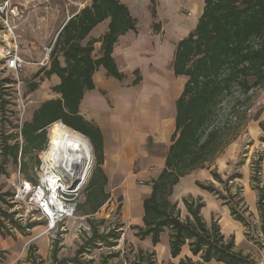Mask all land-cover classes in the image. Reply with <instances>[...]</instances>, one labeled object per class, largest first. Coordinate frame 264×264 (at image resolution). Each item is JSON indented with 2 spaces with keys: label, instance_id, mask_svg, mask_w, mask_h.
I'll list each match as a JSON object with an SVG mask.
<instances>
[{
  "label": "trees",
  "instance_id": "trees-1",
  "mask_svg": "<svg viewBox=\"0 0 264 264\" xmlns=\"http://www.w3.org/2000/svg\"><path fill=\"white\" fill-rule=\"evenodd\" d=\"M151 10L156 16V8L151 6ZM104 22H107L104 33L98 38L90 37L94 28ZM137 24V18L122 0H91L90 4L70 17L56 37L49 65L42 68L46 77L57 75L60 78V82L53 86L58 96L44 100L31 118L24 121L20 132L22 143L17 135H4L1 139L3 163L15 165L19 163V155L26 158L35 151L44 150L58 122L88 137L93 144L96 168L86 187L85 201L77 205L88 215L90 231L81 234V242L71 256L59 255L61 239H55L50 264H123L111 263L113 258L121 254V250L115 247L121 239L123 223L106 224L105 218L95 217L109 197L105 191L108 177L102 166L103 135L95 123L81 114L80 106L85 93L96 87L94 74L101 67L109 76L119 80L125 78V73L120 71L113 56V49L122 35L137 30ZM159 26L156 22L153 25L157 31ZM97 42H101L99 54L95 53ZM172 66L176 76L187 78L182 94L176 101L172 144L163 168L150 181V194L143 200V225L136 224L132 228L139 239L150 238L153 246L160 243L163 232L169 229V249L173 258L181 254L185 244L189 245L194 256L199 257L194 261L187 256L180 259L179 264H204L211 261L255 264L249 254L237 250L234 236L227 238L216 219H212L211 223L206 221L202 214L205 206L203 198L185 197L183 201L187 215L182 218L173 194L183 177L210 169L213 179L224 184L225 190L214 182L197 181L196 184L228 205L234 219L244 225L249 223L244 213L237 208L238 203L232 199L238 192L232 193L229 185L241 175L234 174L224 179L212 166L238 136V128L252 107L243 108L241 112L245 101L240 100V95L247 96L253 89L264 87V0H204L203 12L195 28L176 45ZM139 79L134 82L137 83ZM10 83L12 81L9 78H0L2 108L7 102L5 89L10 87ZM38 84H32V89H36ZM229 96H233L237 102L230 107L232 113L223 120V102ZM261 127L264 128L262 122ZM259 160L255 162L252 181L256 183H253V189L258 195L261 231L264 235V184H260L257 175L261 171ZM7 195L13 196V192ZM0 201V232L8 226V222L17 229H23L14 218V212L9 211L13 203H9L8 208L4 207L2 204L7 203V200L1 194ZM103 248L108 252L101 251L96 261L94 251ZM155 253V250L139 248L135 258L127 259V262L156 264ZM27 261L31 264H46V260L36 253L35 246L30 247Z\"/></svg>",
  "mask_w": 264,
  "mask_h": 264
},
{
  "label": "rangeland",
  "instance_id": "rangeland-1",
  "mask_svg": "<svg viewBox=\"0 0 264 264\" xmlns=\"http://www.w3.org/2000/svg\"><path fill=\"white\" fill-rule=\"evenodd\" d=\"M90 3L91 0H0V39L9 32L8 25H10L15 31L20 53L26 61L23 68L19 71H10L4 67L3 60L0 58V78H9L12 81L9 84L10 87L5 89L7 102L3 108L0 106V143L4 135H12V137L17 135V138L22 143L23 139L20 132L24 121L31 118L34 110L44 100L58 96L53 91V86L56 85L53 80V75L46 77L42 68L49 65L50 55L56 37L64 24L70 17ZM158 5V0L154 2L149 1L150 7L154 6L157 9ZM181 9L186 15L189 16L191 14L190 10L185 6ZM141 18V25L144 27L146 20L143 16ZM102 30V27L96 28L90 37H99ZM137 75V73H133L131 76L126 75L123 81L130 86L133 84L131 81ZM36 82H39V84L33 90L32 84ZM240 97L241 101H245L240 111L242 112L243 108L249 106H252L253 110L246 113L244 122L238 128V136L216 159L212 168L217 169L219 172L216 164L217 160L226 151H237L236 156L232 158L235 161L234 163L237 164L235 169L230 171L231 173L228 175L227 173L226 175H223L222 172L219 173L224 179L234 174L241 175V177H237L238 179H233L229 185L231 186L232 193L238 192L232 199L238 203L237 208L244 213L249 223L248 225H244L239 221L238 226H229L223 221L220 211L212 213L206 221L211 223L212 219H216L221 227V231L227 238L234 236L237 250L249 254L255 260V264H262L264 261V235L261 231L258 202L257 208L255 207L254 211H251L247 203H250L252 206H255V203L252 202L251 196H244V187L242 185L243 181L247 183L249 175L250 181L248 184L250 183L252 188L253 183L256 184L252 181V176L254 175L253 168L255 162L259 158H261L259 160L261 171L257 175L261 180L260 184H264V152L262 150L264 128L261 127V122L264 123V87L255 88L249 95H240ZM235 102L237 101L233 96L225 99L223 102L224 109L222 110V113H225L223 120H226L227 116L232 113L230 107ZM50 138L51 136L45 149L49 146ZM89 141L92 147L93 161L85 183L79 188L77 203H83L85 201L86 187L96 168L94 147L90 139ZM44 150L35 151L31 154L32 156L26 158H21V155H19V163L15 165L11 162L3 163L0 144V194L7 200V203L2 205L8 208L9 203H13V206L9 207V211L14 212V218L23 227V229H17L8 222V226L3 227L2 232H0L1 264H31V262L27 261L31 246H35L36 253L40 254L46 260V264H50V255L55 239H61L59 245L62 248L59 255L61 257L71 256L74 254L78 243L81 242V234L84 231H90L87 220L88 215L84 214L78 207L75 210L74 216L63 220L56 230H48L45 219L41 217L40 212L32 205L25 202H14L12 196L7 195L8 192L12 193V181L19 169L22 168L21 173L26 179L37 180L40 178L39 175L42 173L44 162L47 158ZM154 153L158 159L159 154L162 152L157 150ZM25 162L26 164H24ZM157 165L159 164L157 163ZM240 169L246 172L245 176L239 171ZM137 184H141L139 180ZM120 185L121 180H110L108 178L105 191L109 197L99 211L95 213V217L99 219L105 218L107 220L106 224L123 223L121 239L115 247L116 250H121V254L119 257L113 258L111 263L122 262L123 264H129L127 259L133 260L138 249L143 248L148 251L155 250L154 258L156 264H179L180 259L185 257H178L173 261L171 257H168L165 250V245L169 244V229L163 232L160 243L155 245L157 250L152 245L150 238L141 240L135 235L136 230L132 226L136 224H129L125 218L128 216L129 206L127 204L125 190ZM216 185L220 189L225 190L224 184L216 181ZM218 200L222 203L221 199ZM132 210L134 211L135 209L132 208ZM181 217L185 218V214L182 212ZM101 251L104 253L108 252L106 248L96 249L93 253L96 261H98ZM86 257L90 258L89 255H86ZM198 259L199 257L196 256L194 261ZM204 264L225 263L211 261Z\"/></svg>",
  "mask_w": 264,
  "mask_h": 264
},
{
  "label": "crops",
  "instance_id": "crops-1",
  "mask_svg": "<svg viewBox=\"0 0 264 264\" xmlns=\"http://www.w3.org/2000/svg\"><path fill=\"white\" fill-rule=\"evenodd\" d=\"M149 1L123 0L138 20L137 30L122 35L113 49L120 71L129 76L138 74L131 81L133 84L128 86L124 79L107 75L106 70L101 67L94 74L96 87L85 93L80 106L81 114L95 123L102 132L104 172L110 180H121L120 187L125 190L129 206V213L125 218L129 224L137 225H143V200L152 190L150 181L163 168L172 144L176 101L187 81L185 76H176L173 70L176 45L195 28L204 7L203 0H158L156 16H153ZM184 6L190 10L189 16L182 11ZM142 16L146 20L144 27L141 25ZM155 22L160 24L158 31L153 27ZM100 27L104 33L107 22L96 28ZM100 46L101 42H97L95 53L99 54ZM137 78L140 79L135 83ZM53 80L56 84L60 82L57 75H53ZM157 150L162 152L158 159L154 153ZM262 150L264 152V143ZM236 152L226 151L217 160L219 172L223 175H228L237 166L232 159ZM239 171L246 175L243 169ZM138 180L141 184H137ZM197 181L216 184L210 169H202L183 177L173 194V200L178 203L181 212L187 215L183 201L185 197H201L205 201L202 208L205 219L220 211L227 225L238 226L239 221L233 218L229 206L201 189L196 184ZM249 181L250 175L247 183L243 181V185L239 184L244 187V196H251L255 203V206L247 203L249 209L254 211L258 195L251 184H248ZM165 248L173 261L178 257L196 258L188 244L183 246L181 254L176 258L171 256L169 244ZM155 249L157 250L156 246Z\"/></svg>",
  "mask_w": 264,
  "mask_h": 264
},
{
  "label": "built area",
  "instance_id": "built-area-1",
  "mask_svg": "<svg viewBox=\"0 0 264 264\" xmlns=\"http://www.w3.org/2000/svg\"><path fill=\"white\" fill-rule=\"evenodd\" d=\"M9 32L0 39V58L4 67L10 71H19L26 61L20 53L15 31L10 25ZM253 107L248 109L251 112ZM54 172V174H52ZM88 175V174H87ZM36 183L26 179L21 169L12 181L13 201L32 205L45 219L48 230H56L65 219L74 216L77 208L79 188L86 177H80L75 167L70 172H58L42 169Z\"/></svg>",
  "mask_w": 264,
  "mask_h": 264
},
{
  "label": "bare ground",
  "instance_id": "bare-ground-1",
  "mask_svg": "<svg viewBox=\"0 0 264 264\" xmlns=\"http://www.w3.org/2000/svg\"><path fill=\"white\" fill-rule=\"evenodd\" d=\"M44 153L47 157L45 162L43 160L44 168L47 170L70 172L76 167L83 178L90 172L93 161L90 141L62 122L56 125Z\"/></svg>",
  "mask_w": 264,
  "mask_h": 264
}]
</instances>
